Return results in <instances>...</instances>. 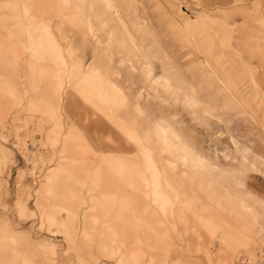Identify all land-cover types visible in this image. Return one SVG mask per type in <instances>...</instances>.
Segmentation results:
<instances>
[{"label": "rangeland", "instance_id": "1", "mask_svg": "<svg viewBox=\"0 0 264 264\" xmlns=\"http://www.w3.org/2000/svg\"><path fill=\"white\" fill-rule=\"evenodd\" d=\"M263 55L264 0H0V264H264Z\"/></svg>", "mask_w": 264, "mask_h": 264}, {"label": "bare ground", "instance_id": "2", "mask_svg": "<svg viewBox=\"0 0 264 264\" xmlns=\"http://www.w3.org/2000/svg\"><path fill=\"white\" fill-rule=\"evenodd\" d=\"M180 26H178V27H180V32H184V34H190L189 32H187V30H188V27H187V25L186 24H179ZM12 36H14V35H12ZM187 37H188V39L189 38H191V35H187ZM193 44V43H192ZM195 46V45H194ZM205 54H207V53H205ZM205 58V57H204ZM262 58H264V55H263V57ZM211 61V60H210ZM215 64V63H214ZM207 66V65H206ZM205 67V66H204ZM206 70V69H205ZM210 71V70H209ZM212 71H213V69H212ZM217 71V70H216ZM216 71H215V73H216ZM217 76V75H216ZM217 80H219V82H221L222 83V85H224L227 89H229V90H231L232 89V86L231 85H229L225 80H223V79H221V77H218V78H216ZM208 81V80H207ZM210 81V80H209ZM214 81H215V79H214ZM217 82V81H216ZM219 82H217V83H219ZM210 87H212V86H210ZM163 88V87H162ZM223 91V90H222ZM160 94V93H159ZM150 157V156H149ZM148 161V160H147ZM119 164V163H118ZM116 165V164H115ZM200 165V164H199ZM198 165V166H199ZM197 166V165H196ZM201 167V166H200ZM122 168V167H121ZM193 168V167H192ZM197 169V168H196ZM201 170V169H200ZM198 171V170H197ZM196 171V172H197ZM192 172V171H191ZM192 173H194V172H192ZM195 181V177L194 176H191L188 180H187V186H189V184H191L192 182H194ZM237 186L239 185V187L241 186V183H239V182H237V184H236ZM194 197V196H193ZM193 197H191V202L193 203V205L195 204L196 206H197V204H196V201H195V199L193 198ZM250 198L251 197H247V199L248 200H250ZM246 199V200H247ZM245 200V201H246ZM200 209V208H199ZM200 211L202 212V210L200 209ZM203 213V212H202ZM205 221V220H204ZM206 225H207V227L211 230V232H212V234H214L215 235V231H217L218 230V228H216L212 223H211V221H206ZM258 230V233H260V232H262V231H264V229L263 228H258L257 229ZM222 239V241L221 242H223V243H227V245H229V247H232L233 246V244L230 242V240L228 239V238H226V237H224V236H222L219 240H221ZM243 260V259H242ZM258 262H260L259 264H262L261 263V261L259 260V261H257L256 262V264L258 263ZM241 264H250V263H248L247 261H245V259H244V262L243 263H241Z\"/></svg>", "mask_w": 264, "mask_h": 264}]
</instances>
